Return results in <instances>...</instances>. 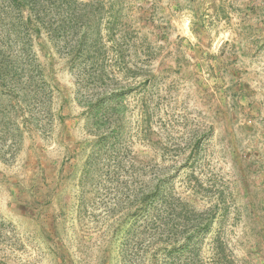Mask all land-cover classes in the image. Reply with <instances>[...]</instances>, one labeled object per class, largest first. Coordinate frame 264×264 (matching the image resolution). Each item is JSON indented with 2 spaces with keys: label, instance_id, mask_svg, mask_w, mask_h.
Listing matches in <instances>:
<instances>
[{
  "label": "rangeland",
  "instance_id": "rangeland-1",
  "mask_svg": "<svg viewBox=\"0 0 264 264\" xmlns=\"http://www.w3.org/2000/svg\"><path fill=\"white\" fill-rule=\"evenodd\" d=\"M91 1L77 35L98 39L93 62L74 60L68 29L34 41L63 123L0 86V264H179L144 253L143 223L127 234L130 163L157 165L171 202L205 219L204 264H264V0ZM102 91L92 111L112 134L93 127V148L77 100ZM115 152L117 182L101 168Z\"/></svg>",
  "mask_w": 264,
  "mask_h": 264
},
{
  "label": "trees",
  "instance_id": "trees-1",
  "mask_svg": "<svg viewBox=\"0 0 264 264\" xmlns=\"http://www.w3.org/2000/svg\"><path fill=\"white\" fill-rule=\"evenodd\" d=\"M64 1L0 0V86L3 87V94L20 96L24 104L22 110L32 111L36 116L45 114L49 125L54 121L63 123L65 116L53 110L52 103L58 88L48 79L40 65L33 49L34 41L44 34L48 38L51 33L52 38L58 42L68 29L73 37L70 54L75 58L74 60H79L83 55L93 62L98 57L95 50L98 39L92 40L93 36L89 33H85L83 37L77 35L79 29L90 27L94 19L86 17L80 9L82 4L72 0L71 13L63 21L61 12L70 8ZM90 2H88L89 6L92 5ZM80 38L83 40L81 41ZM111 94L102 91L96 100L93 98V93L80 97L79 102L77 100L80 108L85 109L83 113L85 126L89 127L93 148L97 146L93 127L104 128H102L104 137H99L98 140L108 142L112 134L109 132L108 112L97 117V113L94 114L92 111L99 104L108 106ZM38 121L39 125L40 121ZM37 131H41L40 128ZM46 133H51V128L46 130ZM112 155H114L113 166L101 168L106 174L112 168V178L117 182L121 178L120 172H123L122 157L118 152ZM97 159L98 154L94 153L93 164L98 161ZM157 168V165L146 164L142 170L144 175L139 176L134 164H129L126 198L130 226L127 234L134 238L138 224L143 223L141 235L145 243V254L152 258L161 255L179 264H204L199 256L200 239L208 229L205 219L189 211L190 204L175 205L171 202L173 199L168 190L172 178L167 177V174H161ZM177 209L179 213L176 212ZM174 218L181 219V226L178 229L173 226ZM162 219L167 223L163 224ZM211 251L214 252L215 257H219L221 244H215Z\"/></svg>",
  "mask_w": 264,
  "mask_h": 264
}]
</instances>
